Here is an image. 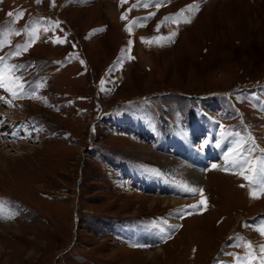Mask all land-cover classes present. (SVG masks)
<instances>
[{
  "label": "rangeland",
  "instance_id": "1",
  "mask_svg": "<svg viewBox=\"0 0 264 264\" xmlns=\"http://www.w3.org/2000/svg\"><path fill=\"white\" fill-rule=\"evenodd\" d=\"M193 3L199 10L183 14L191 22H174ZM96 7L98 16L92 15ZM134 19L137 29L129 31ZM114 26L122 35L116 53ZM172 32L177 34L168 42ZM0 58V73L19 77L11 85L16 95L0 84V264H211L234 229L264 245V234L250 225L264 212V192L255 190L254 198L253 189L240 185L264 158V112L246 98L261 97L263 89L231 90L247 78L253 84L264 79V0H0ZM200 107L215 109L210 113L223 120L220 133L231 131L219 135L215 128L213 139L204 142L211 143V155L223 161V145L215 140L234 132L243 138V159L251 161L236 170L211 164L217 168L206 171L205 186L180 173L173 177L165 166L168 152L156 149L164 150L162 141L151 134L169 138L188 117L185 125L196 126L191 111ZM128 117L155 129L128 121L119 129L110 125L133 122ZM25 128L31 129L27 135ZM150 137L152 143L145 140ZM9 138L16 141L13 150L5 146ZM19 138L29 146L23 155ZM173 142L163 144L178 150ZM142 144L156 154L141 155ZM146 165L203 192L187 200L138 191L128 184L126 170L138 166L156 174ZM201 201L207 210L190 207V216L179 218L177 210ZM149 220L180 228L153 257L148 250L158 246L140 247L142 240L132 245L120 235L123 224L145 228ZM250 252L258 259L264 255Z\"/></svg>",
  "mask_w": 264,
  "mask_h": 264
},
{
  "label": "bare ground",
  "instance_id": "2",
  "mask_svg": "<svg viewBox=\"0 0 264 264\" xmlns=\"http://www.w3.org/2000/svg\"><path fill=\"white\" fill-rule=\"evenodd\" d=\"M111 11H114V8L111 10ZM98 8H94V10L92 11V15L94 16H98ZM113 24V23H112ZM116 25V24H114ZM114 31L111 30V40L112 42H114V45L116 47V50H115V53L117 51V48H118V44L120 43L121 41V38H122V35L120 34V31L118 29V27L114 26ZM96 48L100 47V43H94ZM109 60L107 59L106 60V64ZM196 117L200 120V123H198L199 125V128L201 130H199L201 133H203L205 135H203L202 137V140L205 142L206 140H209L211 138V140L213 139V134L214 132L216 131V127L213 125L212 123V120L210 119L209 116H207L206 114L202 113V111L198 112L196 114ZM128 123H125V125H127ZM132 125V124H131ZM138 126L134 127L135 129L137 128ZM210 127V129H208ZM122 128H126V126H122ZM128 128V127H127ZM138 129V128H137ZM144 130V129H143ZM197 129H193L192 130V134H190L189 138H190V141L194 139V133ZM205 131L209 132L208 135L205 134ZM1 134V133H0ZM216 137V136H215ZM240 136L239 135H236V134H227L225 136H221V137H217L216 138V143L218 144V146L220 145H223V148H224V152L226 154V156L228 157V159H222L223 161H220L219 163L216 162V163H213V162H210V164H220V167H226L225 164L226 163H230L232 165V161L234 158H237V155L239 154V151H240V144H241V139L239 138ZM178 139V138H176ZM197 139V137L195 138ZM8 142H5L7 145L5 146H9L11 147V150L15 149L17 147V144H16V141L13 140V139H7ZM19 140H22L21 142H23L22 144H20L19 146H21L23 148L24 151H22L20 153V155H23L24 152H27V148L29 149V146L24 144V141L23 139L19 138ZM4 141V140H3ZM160 141V140H159ZM174 142H177L178 140H173ZM172 142V141H171ZM194 143V142H193ZM207 144V143H206ZM173 145V144H172ZM205 145V143H204ZM166 146H169L168 144H166ZM176 146V145H175ZM217 146V147H218ZM140 148L137 150L139 153L141 152L142 154L141 155H149V154H152V155H155L156 153L153 152V151H149L147 150L145 147V145H140L139 146ZM177 147V146H176ZM200 147V146H199ZM214 147V146H213ZM212 147V148H213ZM5 148V147H3ZM170 148V147H169ZM195 148V147H194ZM216 148V147H215ZM143 149V150H141ZM3 150V149H1ZM26 150V151H25ZM145 150L147 152H145ZM172 151H175L174 154ZM218 151V150H217ZM216 151V152H217ZM1 152V151H0ZM167 154L165 155V166L171 170L172 173H175V174H182L184 175L185 177H187L190 181H191V184L193 185H196V186H200V185H204L207 184V181L206 178H205V173L207 170H205V166L207 164V161L205 164H203L201 161H203L208 155V154H205L202 150L200 151H197L196 153V157L198 159V161L200 162V164L198 165L199 166V169H195V168H192L190 167L189 165H187L186 162L183 161V159L181 158L180 156V152H179V148L178 150L177 149H174V148H170V149H167ZM214 152V151H213ZM2 153V152H1ZM170 153V154H169ZM218 154V153H217ZM19 155V156H20ZM209 156H213V155H209ZM233 158V159H232ZM232 159V161H231ZM230 161V162H229ZM233 166H230V168H232ZM227 168V167H226ZM203 169V170H202ZM143 182V181H142ZM145 183V182H144ZM148 183V182H147ZM145 183V184H147ZM162 185V183H156L155 181H153V183H149L148 185ZM138 192V191H137ZM136 194L138 196L139 193ZM146 196V195H145ZM169 200L168 199H164V202H168ZM172 202V201H171ZM173 203L175 204L176 201H173ZM233 231V230H232ZM151 248H155V247H151ZM163 248L161 246H158L157 248L155 249H152V250H148V254H150L151 256L150 257H153V256H158L160 254V252H162Z\"/></svg>",
  "mask_w": 264,
  "mask_h": 264
},
{
  "label": "snow or ice",
  "instance_id": "3",
  "mask_svg": "<svg viewBox=\"0 0 264 264\" xmlns=\"http://www.w3.org/2000/svg\"><path fill=\"white\" fill-rule=\"evenodd\" d=\"M37 2H39V0H37ZM123 2V0H122ZM144 6H147V5H144ZM199 10V4L197 3H193V4H190L188 6H186L185 9H181L180 10V13L176 14V18H175V21L174 22H180V20H183L185 23H190L191 22V17L190 16H184V12L185 11H189L191 12L193 15L195 14L196 11ZM9 16H12L13 13H9L8 14ZM23 15V12L21 11L17 18H19V16H22ZM168 19V18H166ZM129 31H131V26L129 27L128 29ZM177 33L176 32H172L171 35L168 37V42H171L172 39L175 37ZM30 37L32 38V40L36 39L37 38V30L36 29H33L30 33H29ZM31 42V41H30ZM57 42H62L60 41L59 39L57 40ZM150 42H156V43H159L160 41L156 40V41H150ZM28 47V45H25L24 46V49L26 50ZM16 54H19V53H16ZM2 59V58H0ZM11 67H14V66H11ZM9 70V66H6L5 68V72H7ZM17 80H19V77H14V76H6L4 73H0V84H3L5 87H9L10 90L11 89V85L14 84ZM20 88H22L23 86L20 85L19 86ZM12 94L13 95H16L17 92L15 90H12ZM225 159L227 160L228 157L226 156ZM251 163L250 160L248 159H244L243 161L239 160V159H236V160H233L232 161V165L231 166H238V167H247L249 164ZM257 165L258 167L255 168V169H252V171L254 172V175L253 176H245V179H248L252 182L253 185H259V188H260V191L261 192H264V179H262L261 177L264 176V159H260L258 160L257 162ZM213 167H217L216 165H213ZM243 174V173H241ZM182 183V189L184 191H187V192H190L192 194H202L203 190L202 189H199V188H195V187H191L189 185H187L186 183ZM252 196L255 198L257 196V193L255 191V189H253L252 191ZM203 201H201L202 203ZM189 207H197V205H191ZM173 227H177V226H173ZM262 234H264V226H262L260 229ZM134 246H137V245H134ZM140 247H143L144 245H138ZM249 248L251 249V244L249 243ZM260 250H261V253H264V245H261L260 246ZM250 256H254L255 254L254 253H249ZM260 264H264V255H262L260 258Z\"/></svg>",
  "mask_w": 264,
  "mask_h": 264
},
{
  "label": "crops",
  "instance_id": "4",
  "mask_svg": "<svg viewBox=\"0 0 264 264\" xmlns=\"http://www.w3.org/2000/svg\"><path fill=\"white\" fill-rule=\"evenodd\" d=\"M138 10H140L139 8H137ZM137 12H135V14H136ZM134 14V15H135ZM62 20H64L65 22H67L65 19H62ZM68 23V22H67ZM138 25V20L137 19H134V21H131V23H130V26H131V28H135V29H137L136 27H137V25ZM68 25H70L69 23H68ZM133 26V27H132ZM140 26V25H139ZM71 28L74 30V28L71 26ZM96 29V28H95ZM94 29V30H95ZM99 29H101L100 27H97V32L99 31ZM75 31V30H74ZM76 33V32H75ZM83 39V38H82ZM82 39H80L81 40V43H83V40ZM82 46V45H81ZM84 47V46H83ZM83 47H82V49H83ZM124 49V48H123ZM83 52H84V54H85V57H86V59H87V61H88V64H89V66H90V68H91V70L93 71V72H96V71H94L95 69L93 68V66H91V63L89 62V59H88V56H87V54H86V51H84L83 50Z\"/></svg>",
  "mask_w": 264,
  "mask_h": 264
}]
</instances>
